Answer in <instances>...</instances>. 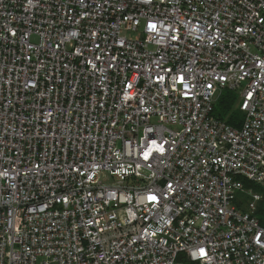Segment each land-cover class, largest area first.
Instances as JSON below:
<instances>
[{"label": "built area", "instance_id": "1", "mask_svg": "<svg viewBox=\"0 0 264 264\" xmlns=\"http://www.w3.org/2000/svg\"><path fill=\"white\" fill-rule=\"evenodd\" d=\"M240 177L264 185V0H0V264H264Z\"/></svg>", "mask_w": 264, "mask_h": 264}, {"label": "trees", "instance_id": "2", "mask_svg": "<svg viewBox=\"0 0 264 264\" xmlns=\"http://www.w3.org/2000/svg\"><path fill=\"white\" fill-rule=\"evenodd\" d=\"M238 96L231 90L224 88L220 96L215 100L212 109V116L223 120L233 127H239L241 124L242 112L235 106ZM244 185H249L244 180ZM254 190L262 195V199L257 202L254 211L255 216L262 224L264 223V187L254 184Z\"/></svg>", "mask_w": 264, "mask_h": 264}, {"label": "rangeland", "instance_id": "3", "mask_svg": "<svg viewBox=\"0 0 264 264\" xmlns=\"http://www.w3.org/2000/svg\"><path fill=\"white\" fill-rule=\"evenodd\" d=\"M122 34H124L126 37H128V38H133V37H135V36H137L136 34H132L131 32H129V31H122ZM32 40H33V38H32ZM244 85V82H242V86ZM236 95H237V93L235 92V91H233ZM220 94H221V91L219 92V91H215V94H214V99L216 100L219 96H220ZM238 96V95H237ZM215 102V101H214ZM237 103H238V100L236 101V104H235V106L238 108V105H237ZM214 104V103H213ZM243 117H244V115H243V113H242V118H241V120L243 119ZM104 179H106V181L107 180H110V177H108V175H104V177H103ZM240 179L241 180H243L241 177H240ZM244 181V180H243ZM247 183L249 184V185H247V186H245L246 188L247 187H249V186H252V188H253V193L255 192V190H254V184H256V185H260V184H257V183H251V182H248L247 181ZM260 186H262V187H264V185H260ZM244 207V206H243ZM242 210H246L245 208H242ZM262 224H264V223H262Z\"/></svg>", "mask_w": 264, "mask_h": 264}, {"label": "snow or ice", "instance_id": "4", "mask_svg": "<svg viewBox=\"0 0 264 264\" xmlns=\"http://www.w3.org/2000/svg\"><path fill=\"white\" fill-rule=\"evenodd\" d=\"M146 158H147V157H146ZM148 199H149V200H155L156 197H155V196H149Z\"/></svg>", "mask_w": 264, "mask_h": 264}]
</instances>
